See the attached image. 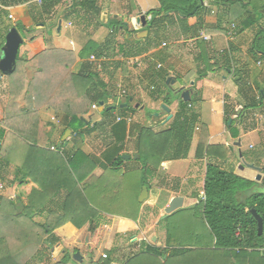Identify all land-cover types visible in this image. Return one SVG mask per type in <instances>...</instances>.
<instances>
[{"label": "crops", "instance_id": "crops-1", "mask_svg": "<svg viewBox=\"0 0 264 264\" xmlns=\"http://www.w3.org/2000/svg\"><path fill=\"white\" fill-rule=\"evenodd\" d=\"M208 1L212 3L206 4L202 22L198 18L190 19L191 29L188 33H182L180 29L172 31L171 28L150 33L146 30V37L136 39L135 34H132L125 41L123 37L128 36H125L121 28L116 30V38L110 44V50L114 49L116 55L108 57L109 60L103 64L101 71H95L100 73L99 78L105 86L101 102L103 108L120 103L122 108H127V101L133 103V109H114V121H108L111 117L103 115V110L100 111L99 107L95 111L90 106L88 109H77L83 112L76 114L83 124L76 123L73 127L70 120L75 110L68 109L67 100L85 96L87 88L79 84L58 87L57 82L62 83L69 76L66 73H53L45 77L48 78L46 82L40 79L42 84L37 85L35 90L39 95L37 98L34 95L29 98L27 94H23L33 78L30 70L25 68V80H14L17 86H22L17 93L11 91L9 76L4 77L0 73V128L5 131L4 139L0 140V146L4 150V156L0 155V203L7 210L13 206L20 211L16 216L7 214V220L12 224L32 227L47 223L59 224L42 236L37 250L26 264H30L31 259L41 253L47 255L46 264H50L52 250L58 246V242L63 241L67 246L73 241L70 239L71 235L78 232L72 223L64 222L65 213H56L51 217L56 219L52 220L46 216L50 210L58 211L57 206L63 202L58 196V187L64 178L66 182L69 179L62 162L63 153L69 154L79 149L97 159L99 166L92 173L95 177H100L104 173L103 166L121 154L130 157L124 160L121 170L124 173L129 169L133 173L138 172L141 165L135 163L137 159L134 156L139 130L148 128L158 132L168 128L184 91L189 93L190 98L187 109L198 114L191 148L186 159L161 163L151 180L145 203L155 204L161 192L169 195L166 205L181 193H196L201 163L206 164L208 161L221 169L232 171L238 177L255 182L257 191L264 193V58L251 50L257 34L264 29V0ZM232 2L236 3L231 5ZM71 5L72 3L68 10ZM98 5L102 9L100 21L106 25L97 30L91 26L87 29L73 26L69 20L64 19L58 20L55 25L48 22L45 26H35L31 18V6L27 3L6 8L12 20L23 27L21 31L25 34V43L22 44L21 52L27 51L25 57L31 58L34 54L45 51L71 52L75 56V63L70 71L76 73L83 62L78 56L83 47L88 42L101 44L108 37V23L112 21L109 17L121 21L128 32L139 33L145 29H141L136 23L137 26L132 27L129 20L133 19L134 23L135 17L140 14H145L148 19L153 15L147 16L149 11L159 8L158 0H100ZM6 8L0 3V14ZM254 10L262 15L261 20L242 29V24ZM62 12L57 15L61 17ZM58 25L61 27L57 32L70 36L67 44L44 33L46 27L57 28ZM201 31L209 38L207 41L196 39ZM229 32H233L235 36L229 38ZM196 33L197 36L192 39V35ZM120 35L122 42L118 41ZM28 64L33 66L31 62ZM158 65L161 67L158 68ZM62 76L64 77L61 79ZM118 86L126 91L124 97L118 96ZM12 96L17 99L16 109H9ZM165 97L171 101L170 104L163 103ZM195 97L199 101L193 104ZM33 101L35 105L32 104ZM117 116L125 123L116 122ZM128 118L131 119L130 122L126 121ZM104 122L106 126L100 128L101 132L93 129V124ZM9 126L16 127L19 134L13 133ZM76 127L89 129L91 132L82 137L73 136ZM67 130L71 135L63 141L62 137ZM203 137L206 138V146H216L218 149L213 151V157L205 156L199 160L195 158V151ZM33 139L38 141V149L34 151L27 147L34 145ZM217 153L223 159L218 158ZM243 154H246V160H243ZM249 165L260 168L261 172L251 169ZM204 173L205 165L201 188ZM258 175L261 176L259 181L256 180ZM15 178L22 184L13 185ZM183 199V207L187 199V206L194 204V198L183 196ZM35 210L38 212L32 216H23L25 211L30 213ZM121 220L123 224L133 223L135 228L143 225V221L138 224L128 219ZM36 230L35 235L42 234L41 230ZM139 235L140 238L143 237L142 232ZM69 254L63 251V256Z\"/></svg>", "mask_w": 264, "mask_h": 264}, {"label": "trees", "instance_id": "trees-1", "mask_svg": "<svg viewBox=\"0 0 264 264\" xmlns=\"http://www.w3.org/2000/svg\"><path fill=\"white\" fill-rule=\"evenodd\" d=\"M32 0H0L4 7L16 6L20 4H29L31 6V18L34 25H44L40 20L42 17H48L61 0H44L41 6L33 7L30 2ZM205 0H158L159 8L149 11L151 19L147 21L144 28L149 33L152 31H163L165 28L177 31L180 29L182 33L190 32L189 20L198 18L201 23L202 16L206 12ZM100 0H72V7L65 13L63 19L71 21L74 25L82 26L87 29L90 26L94 30L103 27L106 24L100 21L102 9L99 7ZM207 3H212L207 0ZM236 2L230 3L235 4ZM264 4V2H263ZM35 6V5H34ZM263 9V8H262ZM1 15V14H0ZM262 15L254 10L253 13L246 18V22L242 24V29L253 26L261 20ZM71 19V20H70ZM117 20V19H116ZM94 21V24L92 23ZM12 26L10 25L3 35H0V48L4 43V36ZM110 33L105 41L101 44L88 42L85 47L78 53L79 58L83 61L80 63L76 73H72L70 68L75 63V56L71 52L66 51H45L34 54L31 58L25 57V53L21 52V47L16 59L15 71L9 75V85L11 91L19 92L22 86H17L14 80L25 77V68L32 72L33 78L28 82L29 87L23 90V94H27L30 98L39 97L37 85H41L40 79L46 82L53 73H66V79L62 83L57 82L58 87L70 84H79L87 88L85 96L80 98L72 97L67 100L68 109H74L71 114L70 124L74 127L76 123H81L77 113L82 114V109H88L93 103L99 106L103 100V86L100 73L95 72L93 66L86 61L90 54L96 57L101 55L105 57L115 56L114 49L110 50L112 41L116 38V30L121 28L128 38L137 31L128 32L127 27L121 21L115 24L108 23ZM15 28L23 29L20 24ZM174 31V32H175ZM197 33L192 35V39ZM198 41V40H197ZM114 43V42H113ZM113 45V44H112ZM121 49V47H120ZM252 51H256L264 58V29L257 34V39L253 44ZM51 53V54H50ZM44 59L41 61L40 59ZM70 59V60H68ZM71 61V62H70ZM33 66H28V63ZM117 63V62H116ZM119 65V64H117ZM208 69V68H207ZM67 70V71H66ZM206 71V70H204ZM64 76L61 77V79ZM43 78V79H42ZM98 92V93H97ZM264 97V95H263ZM261 99H263L261 97ZM9 109H16V97L10 98ZM199 98L193 99V104L198 103ZM168 97L163 99L165 105L170 104ZM32 104L35 105L33 101ZM189 102L180 101L178 110L171 120L168 128L155 132L148 128H141L138 132L135 144V154L138 155V163L141 168L138 172L133 173V185L124 180L129 169L125 173L120 166L124 163L121 155L108 162L103 166L104 173L100 177L92 175L93 171L99 166L97 159L86 155L81 150H75L69 154L63 153L64 167L68 171L69 179L59 185L58 195L62 198V204H59L58 211H49L46 215L49 219L56 213H65L64 222L74 224L76 228H81L85 223L89 224V229L94 230V218L101 212H106L107 205L119 207L124 198H128L126 205L131 209V214H119V217L134 221L140 224L144 219L143 203L138 202V196L142 187H146L149 191L151 188V180L155 177L157 170L164 161H174L186 159L191 148L194 130L198 124V114L187 109ZM114 109H126L121 106L110 107L104 106L102 114L110 118L108 121H114ZM125 123L124 121H121ZM88 126V125H87ZM95 131L101 132V127H105L106 123L93 124ZM109 126V125H107ZM78 127V126H77ZM73 130V136L82 137L91 131L77 129ZM15 134H19L16 127L9 126ZM5 137L4 129L0 128V140ZM206 138H200L196 147L195 158L201 160L205 156L211 158L214 156L216 146H206ZM34 145H27L28 149L37 150L38 141L33 139ZM110 146V144H109ZM4 150L0 146V155L4 156ZM223 159L220 153L216 155ZM264 172V168H263ZM71 180V181H70ZM124 180V181H123ZM22 184L17 178L14 179L13 185ZM83 183L81 186L79 184ZM202 194L192 193L191 196L198 199L193 205L183 207L182 209L172 213L169 216H161L159 223L162 224L165 233V246L161 248L152 243H141L140 251L127 260V264H264V193L258 192L256 183L238 177L232 171L221 169L215 163L208 161L205 164V173ZM124 193V194H123ZM128 202V204H127ZM96 207V208H95ZM7 210L4 204L0 203V264H26L30 256L37 250L41 238L45 233H50L59 224H45L40 227H32L29 225L18 226L10 223L7 214L12 213L16 216L19 210L10 207ZM112 209V208H111ZM254 210L262 219L263 230L259 236L257 231V222L251 214ZM193 212L191 217L198 215L203 225L207 229L206 249L183 248L182 239L187 242L193 237L194 229L181 228V224L176 227H170L168 221L178 212ZM38 211H25L23 216L27 214L32 216ZM42 212V211H41ZM56 219V218H52ZM51 219V220H52ZM61 219V218H59ZM63 219V218H62ZM77 220L82 221L77 223ZM41 230L42 234L35 235L37 230ZM34 231V233H32ZM36 231V232H35ZM201 242L203 240L201 239ZM187 246V245H186ZM189 246V245H188ZM70 261V255H65L60 262L55 264H66ZM103 264H112L109 255L104 257Z\"/></svg>", "mask_w": 264, "mask_h": 264}, {"label": "rangeland", "instance_id": "rangeland-1", "mask_svg": "<svg viewBox=\"0 0 264 264\" xmlns=\"http://www.w3.org/2000/svg\"><path fill=\"white\" fill-rule=\"evenodd\" d=\"M33 1V0H32ZM30 2V4L33 7L36 6H41L38 5L36 2ZM43 3V2H42ZM72 2L66 1L64 2L61 0V3L58 4L52 11L51 15L48 17H42L40 20L42 23H44V26L46 23H55L58 22V20L62 19L67 12L68 8L70 7V4ZM205 3V2H204ZM29 5V4H27ZM35 5V6H34ZM6 8V7H4ZM2 9V14L0 15V35L2 36L3 33L6 31V29L11 25L12 27H15L17 24L15 21L12 20L8 10ZM63 11L61 14V17L58 16L57 14ZM8 13V14H7ZM259 13V11H258ZM109 20L111 24H115L117 21L116 19H112L109 17ZM65 20V19H64ZM71 22V21H70ZM73 26H75L73 23H71ZM42 25V24H40ZM39 25V26H40ZM130 25L133 27L135 24V21L133 23V19L131 20ZM43 26V25H42ZM137 26V25H136ZM47 28V27H46ZM44 30V33L53 38H58L59 41L65 42L66 44L68 43V40L70 39V36L67 34L62 35V33L57 32V28L55 27H50ZM64 31V30H62ZM23 38L25 39V34L21 29L18 31ZM46 38V36H44ZM122 36L120 35L118 41L122 42ZM25 41V40H24ZM25 43V42H24ZM23 45H21V48ZM7 77V76H4ZM127 108L126 109H133V103L131 102H126ZM114 107L116 106H121V103L119 105H113ZM123 155L121 156V158ZM243 160H246V154H243ZM124 160V159H122ZM133 161V159H132ZM242 162V161H241ZM135 163H138V161H135ZM244 166V163H242ZM204 163H201V168L199 170V186L196 188L198 191V195H200L201 191V182H202V174L204 170ZM127 180L128 183H132L133 185V171L128 173L127 177L124 179ZM123 180V181H124ZM196 191V192H197ZM258 192H261L258 190ZM124 194V193H123ZM182 195H176L175 197L178 196H189V198H193V196L189 195L188 193H181ZM191 196V197H190ZM169 198L168 193L161 192L160 195H158L157 200L155 204L148 205L144 201L143 205V225L141 228H135L133 226V223L131 224H123L121 219H125L122 217H119V214H131V209L128 208L126 205V201L128 198H124L121 203L119 204V207H115L113 205H107L106 209H109L106 212H101L98 217L94 218V224H96V228L92 231L89 229V224L85 223L81 228H76L73 225L74 228L78 230L77 233L71 235V240H73L71 243H69L66 246V243L63 241L58 242V246L54 247L52 250L51 258H50V264H55L61 261L63 258V251L69 252L70 254V261L67 262L66 264H103L104 257L106 255H109V258L112 262V264H127V260L132 257L133 255L137 254L140 251V246L142 241L144 243H152L156 244L157 246H160L161 248L166 247L165 245V233L162 227V224L159 223V219L161 216L164 215V209L167 207L166 201ZM174 198V197H173ZM198 199V196L194 198L193 202L196 203ZM188 199L185 201L184 208L187 207L186 204H188ZM128 204V202H127ZM157 207V208H156ZM96 208V207H95ZM112 208V209H111ZM11 209V208H9ZM12 210V209H11ZM20 212V211H19ZM193 212L189 211H184V212H178L177 214L173 215L171 219L168 221L170 227H176L177 225L181 224V228H190L191 230L194 231V235L187 242L186 239H182V245H185L183 248H190L191 249H197V248H202L206 249V246H208V241L207 239V229L203 225L204 223L202 222L201 218L196 215V217H191V214ZM121 218V219H120ZM82 221L77 220V223H81ZM143 233V237L140 238L139 233ZM48 239V238H47ZM46 239V240H47ZM155 239V240H154ZM201 239L203 242H201ZM187 245V246H186ZM189 245V246H188ZM79 252L82 259L81 261H75L72 259V254L75 252ZM54 252V253H53ZM41 253V252H40ZM46 257L47 255L44 253L38 254V257H34L31 259L30 264H46Z\"/></svg>", "mask_w": 264, "mask_h": 264}, {"label": "water", "instance_id": "water-1", "mask_svg": "<svg viewBox=\"0 0 264 264\" xmlns=\"http://www.w3.org/2000/svg\"><path fill=\"white\" fill-rule=\"evenodd\" d=\"M131 22V19L129 20ZM135 23L140 26L141 29H144L147 24V18L145 14H140L139 16L135 17ZM127 24V23H125ZM61 25H58L57 30L59 31ZM128 36V35H126ZM147 31H141L139 33L135 34V38L138 39L139 37H146ZM24 43L23 38L21 37L20 33L15 27H11L8 32L4 36V43L2 47L0 48V73L4 76L11 75L16 68V59L19 52L20 46ZM183 102L190 101L189 93L187 91H184L181 95ZM99 110H103V103H99ZM71 135V132L67 130L65 134L62 137V140L64 141L67 137ZM239 145V142L237 143ZM130 157L127 155H123L122 159L128 160ZM135 159H138V155L134 156ZM250 166V165H249ZM251 169L256 170L257 172H261L260 168H256L253 166H250ZM261 179V176L258 175L256 177V180L259 181ZM148 197V190L146 187H142V190L138 196V202L143 203L147 200ZM183 197L178 196L172 198L167 207L164 209V216H169L172 213L180 210L183 208ZM251 214L253 215L254 219L257 222V231L258 235L260 236L262 234L263 230V223L260 216L256 214L254 210H251ZM155 240V239H154ZM72 259L75 261H81L82 257L80 253L77 251L72 255Z\"/></svg>", "mask_w": 264, "mask_h": 264}, {"label": "built area", "instance_id": "built-area-1", "mask_svg": "<svg viewBox=\"0 0 264 264\" xmlns=\"http://www.w3.org/2000/svg\"><path fill=\"white\" fill-rule=\"evenodd\" d=\"M44 0H33L32 2H36L38 5H41L42 4V2H43ZM64 2H66V1H70V2H72V0H63ZM207 4V2H205V5ZM151 19V17L149 16V18L147 19V21L148 20H150ZM227 36L229 37V38H232L233 36H235V34L233 33V32H229L228 34H227ZM196 39H201V40H203V41H207L209 38L207 37V35H205V33L203 32V31H201L200 33H198V36L196 37ZM191 44V43H190ZM109 60V58L108 57H105V56H103V55H101V56H99V57H96L95 55H90L89 56V58H88V62H89V64H91L92 66H93V68H94V70L95 71H101V69H102V66H103V64L105 63V62H107ZM161 67V65H158V68H160ZM118 89L120 90L119 91V93H118V96L119 97H124L125 95H126V91L125 90H122V89H120V87L118 86ZM98 107L99 106H97V104H93V105H91V109L92 110H97L98 109ZM122 120V118L120 117V116H117L116 117V122H119V121H121ZM126 121L127 122H130L131 121V119L130 118H128V119H126ZM202 194V193H201Z\"/></svg>", "mask_w": 264, "mask_h": 264}]
</instances>
